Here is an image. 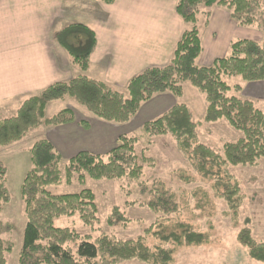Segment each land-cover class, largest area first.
Returning a JSON list of instances; mask_svg holds the SVG:
<instances>
[{"label":"trees","instance_id":"obj_1","mask_svg":"<svg viewBox=\"0 0 264 264\" xmlns=\"http://www.w3.org/2000/svg\"><path fill=\"white\" fill-rule=\"evenodd\" d=\"M102 2L109 5L114 0ZM214 7L226 9L230 19L240 27L264 30V0H176L177 14L192 27L182 34L167 66L150 68L133 77L124 92L113 90L85 75L50 85L39 95L25 99L14 116L0 120V148L20 142L31 130L42 125L57 127L75 122L69 109H62L45 119L44 111L50 103L71 99L103 122L126 124L141 105L154 96L170 93L180 97L183 85L188 83L204 95V121L214 123L224 119L241 137L235 142L225 143L221 152L200 144L196 138L197 124L183 104H176L161 116L145 122L141 130L148 136H173L194 171L205 180H213L215 195L224 200L226 215L236 223L243 196L228 167L254 166L258 160L264 159V112L256 109L249 100L229 95L231 88L222 76L240 77L249 83L264 82V36L260 42L234 40L224 57L215 59L209 67L198 66L202 43L196 23L199 16L208 20ZM79 34L87 38L80 46L72 43V39L80 40ZM55 38L85 72L95 45L92 33L82 25L72 24L59 31ZM232 90L239 93L242 87L235 85ZM78 124L88 129L86 122ZM136 141L135 137L124 134L118 136L115 146L103 155L78 152L69 158L65 167L67 182L73 174H78L80 181L84 176L92 180H139L142 167L134 151ZM30 162L32 167L21 185L26 224L17 264H118L130 260L143 264H172L176 249L202 247L209 242L207 232H196L181 222H177L166 235L160 230L152 233L163 246L170 244V248L162 245L150 248L144 237L120 240L103 234L90 241L73 230L57 228L54 225L56 219L75 214L84 225L95 224L97 207L94 195L86 189L60 195L48 190L62 180V157L48 140L40 139L32 145ZM5 175L6 169L0 163V213L2 204L9 201ZM149 193L152 197L146 206L154 214L167 217L177 213L174 195L165 191L162 183ZM116 220L125 219L114 207L108 223L112 225ZM156 226L161 228V222ZM1 228L0 224V264H6L5 254L11 251L12 245L1 239ZM151 229L145 230V234ZM236 240L250 260L264 264V242L254 240L247 226L239 230Z\"/></svg>","mask_w":264,"mask_h":264},{"label":"crops","instance_id":"obj_2","mask_svg":"<svg viewBox=\"0 0 264 264\" xmlns=\"http://www.w3.org/2000/svg\"><path fill=\"white\" fill-rule=\"evenodd\" d=\"M175 7L176 0H114L109 5L102 0H0V120L14 116L25 99L79 75L124 91L133 77L167 66L182 34L192 27ZM230 23L228 14L219 8L211 11L206 25L199 16L202 53L198 66L209 67L227 54L233 38ZM72 24L86 27L95 39L85 72L55 38ZM79 37L80 46L87 38ZM255 85L245 94L264 99V82ZM177 98L170 93L156 95L120 126L99 120L71 99L53 102L46 106L44 117L48 108L52 109L48 117L69 109L75 122L47 127L44 139L67 159L81 151L103 155L114 147L118 136L128 135L134 120L141 118L142 126L176 105ZM81 121L88 129L78 124Z\"/></svg>","mask_w":264,"mask_h":264},{"label":"rangeland","instance_id":"obj_3","mask_svg":"<svg viewBox=\"0 0 264 264\" xmlns=\"http://www.w3.org/2000/svg\"><path fill=\"white\" fill-rule=\"evenodd\" d=\"M214 8H219L228 14L232 29L230 34L233 37L231 42L238 39L260 42L263 39L264 30L240 27L230 19L226 9ZM203 19L206 25L207 17ZM197 28L199 29V25ZM201 30H199L200 35ZM200 37L202 39V36ZM72 43L76 45L77 40L72 39ZM222 80L231 88L229 95L249 100L256 109L264 112V99L248 97L249 95L245 94L249 89H254L255 83L258 82H244L240 77L229 76H222ZM235 85L242 87L241 92L235 93L232 90ZM176 101L177 104H183L189 109L193 122L197 124L196 138L200 144L221 152L225 143L235 142L241 137V134L230 128L224 119L214 123L204 121L206 109L204 95L190 84L183 85V94ZM51 112L52 109L48 108L47 116L44 118H50L48 116ZM140 122H142L141 118L134 120L128 131V136L137 140L134 151L142 167L139 180L128 178L92 180L84 176L80 181L78 174H73L67 182L65 167L69 159L65 157L66 155L62 157L60 164L62 180L59 185L49 187L48 190L59 195L78 193L84 189L90 190L97 207V222L92 226L84 225L75 214L56 219L54 225L57 228L73 230L81 237H88L90 241L103 234L120 240L144 237L146 245L153 248L162 244L152 233L160 230L166 235L174 229L177 222H181L190 225L196 232H207L210 238L202 247L176 249L172 264H261L248 258L246 250L237 242L236 237L239 230L247 226L254 240L264 242V159L258 160L254 166L228 167V172L239 183L243 196L238 219L234 223L230 216L226 215L227 205L224 200L215 195L212 188L213 180H205L194 171L176 139L169 134L145 135L139 125ZM46 129L47 126L42 125L31 130L20 142L0 148V163L6 169L5 187L9 194V201L1 207V239L12 245L11 251L5 254L6 264L18 262L26 224L21 185L25 174L32 167L30 149L36 141L46 138L44 137ZM158 183H162L164 190L174 195L178 206L176 214L165 217L154 214L147 208L146 204L152 197L149 191ZM114 207L119 209L125 220H116L110 225L108 218ZM159 222L162 226L158 229L156 225ZM149 228H152L151 232L145 234V230ZM163 247L170 248V244ZM118 264L143 263L130 260Z\"/></svg>","mask_w":264,"mask_h":264}]
</instances>
